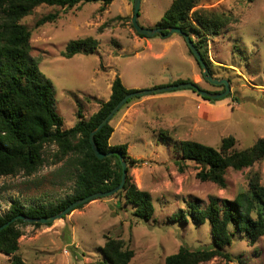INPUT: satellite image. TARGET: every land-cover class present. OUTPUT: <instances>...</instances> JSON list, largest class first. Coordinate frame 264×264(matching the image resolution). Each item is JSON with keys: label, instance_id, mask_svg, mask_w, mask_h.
<instances>
[{"label": "rangeland", "instance_id": "obj_1", "mask_svg": "<svg viewBox=\"0 0 264 264\" xmlns=\"http://www.w3.org/2000/svg\"><path fill=\"white\" fill-rule=\"evenodd\" d=\"M172 1L142 0L139 24L159 25ZM197 7L233 15V21L208 42L212 75L228 80L230 93L215 101L192 88L137 96L111 121L110 143L127 144L130 158L138 160L129 173L138 188L151 194L153 218L136 217L134 206L120 203L116 196L99 197L50 226H20L25 261L107 264L100 248L108 237H117L135 251L129 264H163L182 243L193 248L214 246L209 221L196 225L174 219L187 209V202L205 207L211 197L234 200L248 189L250 174L256 171L264 184V159L241 171L230 168L224 188L199 180L200 168L194 162H188L183 172L176 164L182 157L181 140L219 148L223 138L234 136L236 147L246 148L264 137V0H201ZM52 12H58L59 18L36 28V22ZM133 14L134 0H115L104 11L100 2L72 9L41 5L22 20L32 30L31 56L44 80L52 83L63 128L75 125L79 109L85 119L97 112L100 101L109 99L116 76L129 89L139 87L134 90L174 85L177 79H191L209 91L223 88L204 78L182 35L140 37L132 24ZM87 36L99 42L95 52L72 58L62 55L70 41ZM57 151L56 145L47 146L45 164L32 176H0L1 214L16 202L23 208L48 206L73 193V165L67 159L55 161ZM227 250L233 261L216 257L201 264H264V236L249 245L237 235ZM10 262L9 255L0 253V264Z\"/></svg>", "mask_w": 264, "mask_h": 264}, {"label": "trees", "instance_id": "obj_2", "mask_svg": "<svg viewBox=\"0 0 264 264\" xmlns=\"http://www.w3.org/2000/svg\"><path fill=\"white\" fill-rule=\"evenodd\" d=\"M113 1L115 0H0V176L36 174L45 164V148L52 144L58 147L55 161L67 159V163L74 168L72 194L48 206L23 208L19 203H13L8 212L0 213V226L19 214L30 217L52 216L79 199L96 192L110 191L121 183L123 169L119 156L113 154L103 159L97 158L90 142V134L116 104L134 89H128L121 77L116 76L111 84L109 99L100 101L97 112L85 119L83 111L79 109L75 125L63 128L64 120L55 106L52 83L44 80L38 62L31 56L32 30L22 23L25 17L41 5L72 9L80 4L100 2L101 11H104ZM200 1L173 0L157 26L178 27L189 34L212 74L213 62L209 58L208 42L234 18L232 14L215 8H198ZM58 18V12L46 14L36 22V28L53 23ZM163 32L168 33L166 29ZM98 44L93 36L72 40L62 55L72 58L78 54H90L96 51ZM189 50L194 55L190 48ZM196 61L201 68L199 61ZM183 82L193 81L177 79L174 84ZM135 98L129 99L113 118ZM111 121L96 133L95 141L102 152L117 151L127 161L125 185L113 196L118 197L119 202L124 205L132 204L133 214L149 221L155 213L153 198L148 191L138 188L129 173L131 166L136 165L138 160L130 158L128 145L110 143L114 132ZM166 134L163 132V135ZM236 143L234 136L223 138L219 148L196 140H181L179 147L182 157L176 164L179 171L183 172L188 162H194L200 168L196 174L199 180L213 182L224 188L230 168L241 171L264 159V137L257 139L251 147L238 148ZM174 219L183 223L191 220L196 225L209 221L214 246L193 248L182 243L177 252L166 257L163 264H201L216 257L233 261L232 253L227 248L232 245L234 237L238 235L249 245H255L264 236V184L261 183V174L257 171L251 173L248 189L239 192L234 200L211 197L205 207L190 200L187 202V209L180 210ZM27 224L29 223L18 219L0 231V253L11 257L10 264H36L25 261L20 253L19 239L24 233L20 226ZM32 224L35 227L42 225L38 222ZM100 249L107 264H129L135 256V251L117 237H108Z\"/></svg>", "mask_w": 264, "mask_h": 264}, {"label": "water", "instance_id": "obj_3", "mask_svg": "<svg viewBox=\"0 0 264 264\" xmlns=\"http://www.w3.org/2000/svg\"><path fill=\"white\" fill-rule=\"evenodd\" d=\"M141 2H142V0H134V14L132 17V24H133L134 28L136 29V31L142 35L147 36V37H152L155 35H161L163 37H168L174 33L182 35L185 38V40H186L189 48L193 52L194 56L199 61L200 65L203 69L204 78L212 84L224 85L225 90L223 92H220V93H212L209 90L202 89L195 82H183V83H179V84H174V85H169V86H164V87H159V88H154V89H138V90H134V91L128 93L126 96H124V98H122L116 104V106L111 110V112L99 123V125L90 134V142H91L93 151H94L97 158L103 159V158L109 157L110 155H113V154H117L119 156L121 163H122V169H123L121 183L116 188H114L110 191L96 192V193H93L87 197L79 199V200L73 202L72 204H70L65 209L61 210L60 212H58L52 216L30 217V216H27L25 214H19V215L15 216L14 218H12L11 220H9L8 222H6L5 224L1 225L0 231L3 230L4 228L8 227L11 223L15 222L18 219H22L28 223H36V222L42 223V224L53 223L54 221H56L58 219L64 218L67 214H69L72 210H74L78 206H80L82 204H86L92 200L99 198V197L114 195L116 192H118L119 190H121L124 187L125 182H126V178H127V174H128V170H127L128 165H127V161H126L125 157L117 151L116 152L111 151L109 153L102 152L97 146V143L95 141V135L107 123H109L112 120L114 115L121 109V107L129 99H131L133 97H137V96H144V95H148V94L159 93V92L169 91V90L182 89V88H192L202 97H207V98H211V99H221V98L226 97L230 93L231 88H230V83L228 82V80H226L225 78H221V79L216 78L211 74L210 70L208 69L206 63L204 62V60L200 54L199 49L197 48V46L195 45V42L191 39L189 34L183 32L178 27H166V28L160 27V26L143 27L139 24V14H140ZM165 29L168 31L167 34H164V32H163Z\"/></svg>", "mask_w": 264, "mask_h": 264}, {"label": "flooded vegetation", "instance_id": "obj_4", "mask_svg": "<svg viewBox=\"0 0 264 264\" xmlns=\"http://www.w3.org/2000/svg\"><path fill=\"white\" fill-rule=\"evenodd\" d=\"M218 86H220V85H218ZM222 86H223V88L221 90L215 89L214 91H211V92H216V93L223 92L225 90V86L224 85H222Z\"/></svg>", "mask_w": 264, "mask_h": 264}, {"label": "crops", "instance_id": "obj_5", "mask_svg": "<svg viewBox=\"0 0 264 264\" xmlns=\"http://www.w3.org/2000/svg\"><path fill=\"white\" fill-rule=\"evenodd\" d=\"M138 38H139V36H137ZM112 84V83H111ZM111 84H110V86H111ZM136 88H139L138 86L137 87H132V88H130V89H136ZM129 89V88H128ZM138 90V89H137Z\"/></svg>", "mask_w": 264, "mask_h": 264}, {"label": "clouds", "instance_id": "obj_6", "mask_svg": "<svg viewBox=\"0 0 264 264\" xmlns=\"http://www.w3.org/2000/svg\"><path fill=\"white\" fill-rule=\"evenodd\" d=\"M147 37V36H146Z\"/></svg>", "mask_w": 264, "mask_h": 264}]
</instances>
